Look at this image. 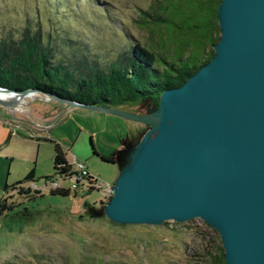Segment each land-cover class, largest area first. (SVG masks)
<instances>
[{
    "label": "rangeland",
    "instance_id": "obj_1",
    "mask_svg": "<svg viewBox=\"0 0 264 264\" xmlns=\"http://www.w3.org/2000/svg\"><path fill=\"white\" fill-rule=\"evenodd\" d=\"M221 2L0 0V49L18 47L29 28L34 37L40 33L41 44L50 45L51 61L57 63L69 64L74 55H81L108 72L115 63L127 67L140 44L156 55L159 71H165L163 59L179 54L185 61L214 51L221 37ZM37 96L22 98L12 110L0 106V139L5 134L0 149L9 143L14 129L10 124L34 133L42 146L39 151L38 142L32 150L12 145L0 156V203L22 202L0 217V264H226L220 234L199 218L157 226L121 225L104 214L116 179L149 126ZM109 107L157 119L158 107L151 101ZM44 138L62 147L74 169L82 164L102 192H90L86 182L66 181L63 186L71 195H52V183H60L61 176L55 169L54 144ZM15 151L27 154L29 163L15 158ZM33 168L35 181L25 187L31 195L6 192V186L23 181Z\"/></svg>",
    "mask_w": 264,
    "mask_h": 264
},
{
    "label": "water",
    "instance_id": "obj_2",
    "mask_svg": "<svg viewBox=\"0 0 264 264\" xmlns=\"http://www.w3.org/2000/svg\"><path fill=\"white\" fill-rule=\"evenodd\" d=\"M218 23L213 59L162 93L157 119L40 89L0 93L38 94L149 126L116 179L107 218L154 226L199 218L220 234L226 264H264V0H222Z\"/></svg>",
    "mask_w": 264,
    "mask_h": 264
},
{
    "label": "trees",
    "instance_id": "obj_3",
    "mask_svg": "<svg viewBox=\"0 0 264 264\" xmlns=\"http://www.w3.org/2000/svg\"><path fill=\"white\" fill-rule=\"evenodd\" d=\"M28 31L29 28L19 43L20 48L13 46L9 50L5 47L0 49V87L14 90L40 89L75 102L107 107L129 102L140 104L146 101H151L154 106L159 107V99L164 91L182 86L208 64L215 54L211 50L206 54L207 57L196 56L185 61H182L185 56L182 55L184 57L182 58L177 54L174 59L168 58L172 60L163 59L165 71H159L156 55L137 44L127 67L122 68L119 63H115L106 72L96 64L93 66V63H89L87 58L81 55H78L79 57L74 55L75 62L71 61L69 64H66V60L58 63L51 61L53 50L50 45L41 44L40 33L34 37ZM73 63L76 65L74 66ZM6 74L9 79H6ZM47 142L54 144L55 169L61 176L60 183L57 182L58 192L52 186L51 194L69 196L70 191L63 186V183L72 182L69 176L72 175L73 168L62 147L51 140ZM62 167L63 169L59 170ZM34 177L35 171L32 170L23 181L11 187L6 186L5 190L8 192L12 189L13 192L17 191L20 197L26 198L32 191L25 187L35 181ZM89 178L91 192L97 189L92 187L97 180L92 176ZM50 179L46 177V180ZM39 193L35 191L36 195ZM36 198L34 196L29 200ZM20 205L22 202L9 204L2 200L0 217L6 212L15 211Z\"/></svg>",
    "mask_w": 264,
    "mask_h": 264
},
{
    "label": "crops",
    "instance_id": "obj_4",
    "mask_svg": "<svg viewBox=\"0 0 264 264\" xmlns=\"http://www.w3.org/2000/svg\"><path fill=\"white\" fill-rule=\"evenodd\" d=\"M46 120H48V119H46ZM5 126H6V123H5ZM10 126V128L11 127H13L14 125H9ZM48 127H50V126H48ZM47 127V128H48ZM12 131H11V135H10V140H9V143L6 145L7 147V149L6 148H4V147H2V149H0V156L1 155H5V153L9 150L8 148H10V147H12V145H22V147L24 148V149H26V150H28L27 148L29 147L30 148V150H32V148L35 146V144H36V142H38L37 144H38V149H39V151H40V148L42 147L41 145H39V143H40V140L41 139H39V138H36L35 136H34V133H33V135L30 133V131H27V132H25V131H23V129H18L17 130V133H15L14 134V130L15 129H11ZM5 139V134H3L2 135V137H1V139H0V142H2L3 140ZM52 141V140H51ZM4 148V149H3ZM15 153H16V155H15V158L16 157H18L17 159H19V160H23L25 163H29V160L30 159H28V157H27V154H23V153H20V152H18V151H15ZM67 157V156H66ZM13 159H14V157H12ZM67 159H68V157H67ZM69 160V159H68ZM34 166H36V164L34 165ZM32 170H34L35 172H36V168H33V169H31V170H29V173L32 171ZM28 173V174H29Z\"/></svg>",
    "mask_w": 264,
    "mask_h": 264
},
{
    "label": "built area",
    "instance_id": "obj_5",
    "mask_svg": "<svg viewBox=\"0 0 264 264\" xmlns=\"http://www.w3.org/2000/svg\"><path fill=\"white\" fill-rule=\"evenodd\" d=\"M74 160V159H73ZM81 164V163H80ZM70 165L72 166V175L71 176H69V178L72 180V182L74 181V182H76V184H84L85 182L86 183H88V185H90L91 186V182H90V178L89 177H91V175H90V173H89V171L88 170H86L83 166H82V164H81V166L79 167V168H81V169H74V166H73V164H72V162L70 161ZM91 181H93V180H91ZM83 182V183H82ZM95 182V181H94ZM95 185V188H97L98 190H102V187H100V184L96 181L95 183H94ZM54 185V186H53ZM52 186L54 187V188H58L59 187V185L56 183V184H52ZM102 192V191H101Z\"/></svg>",
    "mask_w": 264,
    "mask_h": 264
},
{
    "label": "bare ground",
    "instance_id": "obj_6",
    "mask_svg": "<svg viewBox=\"0 0 264 264\" xmlns=\"http://www.w3.org/2000/svg\"><path fill=\"white\" fill-rule=\"evenodd\" d=\"M32 95H33V94H31V95H29V96H32ZM11 96H12V98H11L10 100H15L16 103L22 99V98H20V97H18V96H15V95H11ZM0 99H1V100H4V101H10V100H7V99L5 98V96H4L2 93H0Z\"/></svg>",
    "mask_w": 264,
    "mask_h": 264
}]
</instances>
